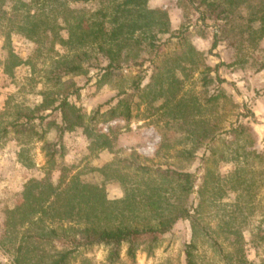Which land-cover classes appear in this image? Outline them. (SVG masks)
Returning <instances> with one entry per match:
<instances>
[{"label": "rangeland", "instance_id": "374dc122", "mask_svg": "<svg viewBox=\"0 0 264 264\" xmlns=\"http://www.w3.org/2000/svg\"><path fill=\"white\" fill-rule=\"evenodd\" d=\"M117 1L0 0V264H49L65 247L48 234L65 223L17 208L28 181L55 185L60 168L66 181L124 200L99 227H139L178 208L191 216L157 237L150 254L139 239L133 260L124 245L108 263L99 245L66 264H185L187 244L193 264H264V0H205L213 11L201 0H149L145 9L159 11L155 48L145 38L124 49L115 69L104 70L91 48L59 45L76 16L85 23ZM163 22L167 33L156 34ZM63 62L82 70L54 83ZM63 96L82 127L62 135V155L49 163L41 148L58 141L60 117L40 104ZM159 170L191 174V191Z\"/></svg>", "mask_w": 264, "mask_h": 264}, {"label": "trees", "instance_id": "16d2710c", "mask_svg": "<svg viewBox=\"0 0 264 264\" xmlns=\"http://www.w3.org/2000/svg\"><path fill=\"white\" fill-rule=\"evenodd\" d=\"M71 1L86 4L101 0ZM148 1L119 0L111 2L108 9L95 11L89 17V21L85 23L76 16L74 24L66 26V39L59 38V45L78 49L91 48L107 62L104 70L118 68L122 63L121 57L124 49L142 46L145 38L148 40L145 46L148 49L155 48L152 42L155 36L149 33L152 28L157 26L153 22V18L159 11L145 9ZM200 4L210 11H213L215 7L213 3H208L205 0H201ZM159 16L165 17L164 13H159ZM260 19L261 24L257 30L259 37L264 34V19ZM165 23L160 24L161 28L156 30V34L167 33ZM214 43L212 42L211 47H214ZM81 55L84 57L86 52ZM75 57L80 58L79 56ZM58 66L54 83H58L62 77L77 74L82 70L80 65L74 63L63 62ZM52 103L46 102L44 98L40 104L42 111H57L60 117V125L56 130L58 141L56 143L44 142L41 148L46 162L49 163L53 162L56 155H62L63 148L60 144L62 135L74 128L82 127L81 115L72 104L67 102L66 96ZM25 118L28 121L32 119L30 116H25ZM95 143L99 148L108 149L110 147V142L105 135H98ZM64 172L65 170L60 168L55 185L48 183L47 179L28 181L23 187L22 201L17 207L18 209L27 208V213L31 215L39 214L42 217L50 215V218L60 225L63 223L67 225L65 229H51L48 233L65 244V247L56 254L49 264H66L69 256L80 248L87 249L99 245L108 249V263H112L118 258L119 251L124 245L126 257L133 260L137 240L144 239L146 241V253L150 254L151 243L157 237L168 233L178 220H191L187 209L178 208L167 212H156V218L146 220L139 227L129 226L122 221L117 222L115 227H99L100 217L104 218L103 213L106 209L109 207L117 209L115 205L122 204L124 200L108 202L100 188L90 187L73 179L66 181ZM157 172L158 176L169 178L180 191H191L193 184L191 174L171 170ZM49 199L51 200L48 201ZM45 204L46 206H44ZM149 205L151 206V204ZM111 219L116 220V217ZM192 247L191 244L184 247L185 264H193Z\"/></svg>", "mask_w": 264, "mask_h": 264}]
</instances>
